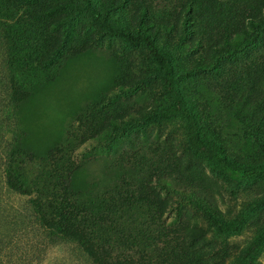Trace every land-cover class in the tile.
I'll list each match as a JSON object with an SVG mask.
<instances>
[{
    "label": "rangeland",
    "instance_id": "1",
    "mask_svg": "<svg viewBox=\"0 0 264 264\" xmlns=\"http://www.w3.org/2000/svg\"><path fill=\"white\" fill-rule=\"evenodd\" d=\"M50 2L69 5L56 11L62 16L63 45L54 60L42 61L47 53L41 39L46 22L36 29L24 14L26 19L16 29L24 31L29 40L40 33V58L31 54L27 70L18 71L28 96L21 120L9 106L6 91L0 89V216L21 222L12 223L9 234L18 232L15 240L26 245L24 252L35 253L33 264H96L75 243H49L41 227L39 231L38 224L28 219L34 213L32 197L12 194L7 188L3 158L21 123L26 132L20 138L22 149L32 154L22 170V181L39 193L52 171L42 153L54 143L63 145L65 154L73 151L80 164L102 160L86 166L78 179L82 188L90 183L89 190L95 194L117 185L116 189H122L120 175L150 174L154 165L150 161L159 155L166 162L171 160L169 167L176 166L177 174L168 194L161 191L169 207L166 216L157 221L153 209L143 208L151 223L148 229L155 231L158 224L157 243L149 241L135 248L155 257L167 242L166 264H230L264 227V181L233 188L207 159L189 149L183 119L150 121V116L172 106L173 101L165 94L157 75L159 67L146 48L103 34L82 10L81 0ZM182 4L183 0L173 6L157 1L145 11L147 0H115L117 8L110 20L151 33L172 58L178 86L187 106L196 113L206 140L219 143L232 161L264 166V67L259 59L264 53V36L250 44L254 35L250 30L233 36L207 18L208 24L203 18L186 22L180 15ZM124 157H136L149 166H118L117 159ZM198 204L226 221L246 215V223L237 234L217 235ZM138 212L139 208L132 207L130 215ZM200 228L207 234L190 242L186 235ZM100 232L113 240L106 229ZM127 237L124 231L125 244L131 249ZM22 253L18 251V257ZM256 261L264 264V250Z\"/></svg>",
    "mask_w": 264,
    "mask_h": 264
},
{
    "label": "trees",
    "instance_id": "2",
    "mask_svg": "<svg viewBox=\"0 0 264 264\" xmlns=\"http://www.w3.org/2000/svg\"><path fill=\"white\" fill-rule=\"evenodd\" d=\"M157 1L173 6L180 0H147L144 10H149L150 6ZM81 3L82 10L92 17L103 34L122 38L132 47L144 46L153 62L158 65L157 75L164 86L165 94L172 99L173 104L150 116L148 118L150 121L183 119L186 124L189 149L195 155L207 159L217 171V175L223 177L233 188L254 180L264 181V166L244 165L232 161L226 156L219 143L206 140L202 136L198 117L187 106L183 92L178 86L172 58L161 49L151 33L141 30L133 31L129 27L113 23L110 15L117 8L115 0H103V2L81 0ZM67 6L69 5H58L50 0H0V89L6 91L8 104L12 109L15 108L20 120L21 110L28 96L20 85L18 71L27 70V59L31 54L40 58V33L29 40L24 31L16 30L17 26L26 19L23 17L24 14L29 24L36 29L40 28V23L46 22V29L41 32V39L46 43L47 53L42 61L50 62L55 59L63 45V36L59 31L62 16L59 13L56 14V11ZM180 15L185 17L186 22H189L191 18H203L204 21L207 18L233 36L250 30L254 34L250 37V44L264 36V0H230L229 2L183 0ZM34 40H36L35 43L28 44ZM259 59L264 67V53ZM17 130L3 158V179L12 194L32 197L30 203L33 204L34 213L31 214L32 217L28 216V219L33 224H38L36 228L39 231L41 227L49 243H75L96 264H166L167 242L155 257L146 255V251L139 250L135 246L144 245L149 241L157 243L158 224H155V231L148 229L151 223L148 220L149 215L144 213L143 208L153 209L156 212L157 221L166 216L169 207L161 191L168 194V186H171V181L177 174L174 171L177 169L176 166H174L175 169L169 167L171 160L166 162L159 155L154 161H150L154 164L153 172L150 174L140 173L135 178L131 175H120L119 184H122L120 185L123 186L122 189H116L117 185L115 188L95 194L89 190L90 183L82 188L78 185V179L86 166L93 162H102V160L92 159L87 164H80L76 162L73 151H67L65 154L63 145L54 143L42 153L44 162L52 171L50 181L45 179L40 185L43 191L39 193L22 181L23 171L27 163L31 162L32 154L22 149L20 138L24 137L26 132L21 123ZM117 162L120 167L127 166L134 169L149 166L136 157L118 158ZM18 171L22 172L17 173ZM262 202L264 203V199ZM1 203L0 199V207H2ZM132 207L139 208V212L134 217L130 215ZM197 208L203 211L209 228L220 236L239 233L247 220V216L242 214L231 221H226L202 205L198 204ZM13 219L10 220L5 215L0 216V264H5V259L8 264H33L35 253L29 250L27 253L24 252L26 245H20L15 240L18 232H15L14 236L9 234V227L21 224ZM23 222L26 226V220ZM12 223L14 225H11ZM102 229L114 235V237L111 235L112 241L101 236ZM25 230L27 231V227ZM124 231L128 233L126 241L134 255H131L132 251H129L131 249L125 244ZM206 232V229L200 228L187 234L186 238L190 242H196L203 238ZM28 233L27 231L26 235ZM27 245L31 246L28 240ZM20 250L23 253L18 257ZM263 250L264 227L230 264H257L258 255Z\"/></svg>",
    "mask_w": 264,
    "mask_h": 264
}]
</instances>
